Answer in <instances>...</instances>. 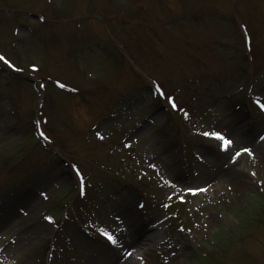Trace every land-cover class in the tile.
I'll return each mask as SVG.
<instances>
[{"label": "rangeland", "instance_id": "rangeland-1", "mask_svg": "<svg viewBox=\"0 0 264 264\" xmlns=\"http://www.w3.org/2000/svg\"><path fill=\"white\" fill-rule=\"evenodd\" d=\"M0 54V264L118 257L98 229L122 244L126 206L159 235L132 264H264V147L241 141L264 133V0H0ZM231 120L221 152L202 133ZM218 155L238 177L213 189Z\"/></svg>", "mask_w": 264, "mask_h": 264}, {"label": "bare ground", "instance_id": "bare-ground-1", "mask_svg": "<svg viewBox=\"0 0 264 264\" xmlns=\"http://www.w3.org/2000/svg\"><path fill=\"white\" fill-rule=\"evenodd\" d=\"M232 114V112H230ZM232 122V123H231ZM231 122H227L225 124V126L221 127L223 128V132L225 134H227V136H233L234 135V139H236L235 135H239L240 133H238L237 131V128L235 127V124H234V121L231 120ZM258 125H255V127H257ZM255 127L251 128V131H253L254 129H256ZM261 127H262V124H261ZM264 127L261 128V131L264 132ZM260 137L264 136V133H260L258 134ZM260 137H253V135H247V136H244L242 138L241 141H244L246 143H248L249 145H251V147H253L255 150H259L261 151V149L264 147V140L260 139ZM221 160H222V156L220 157L218 155L217 158H214L212 160V163L210 164H207L208 166L206 168H204L202 170V176H200V179H201V182L203 183H209L211 186H209V188H212L213 185L218 184V186H214V188L216 187H220L221 186V182H229V181H232V179H235V177H238L237 173H234V170L235 168L232 166H225L223 167V165L221 164ZM257 161H259L257 159ZM262 162L264 161L261 160ZM260 164V163H259ZM222 165V167H221ZM226 165V164H225ZM221 168V169H220ZM47 179V177L42 178V181L44 183V181ZM180 179V178H179ZM181 180V179H180ZM180 182V181H179ZM178 183V182H177ZM207 185V184H206ZM238 188L240 187V184L237 185ZM237 188V187H236ZM241 188V187H240ZM210 190V189H209ZM28 202L30 201L31 203V200L30 199H27ZM25 204V203H24ZM32 204V203H31ZM124 214L123 215V218L125 219V222L127 224V226L130 228V229H127L130 234H128L127 237L124 238V240H121V243L122 244H119L118 247H121L123 245V243H125V247H127V249L125 251H123L122 255H118V257L115 255H108V258L106 257L105 260L102 259L104 256L102 257H99L98 258V263L97 264H132L131 263V257L128 255H125V253H128L129 254V249H131V246H139L140 248H144L145 247V253L146 255L144 256L146 259L147 257L148 258H151L153 259L155 256H152L154 254V246L151 244V242L155 243L157 242V238L159 237V235H157V233H153L151 231L149 232H146L145 233V229L146 227L144 226L145 224H142L141 221H136L137 220V217L135 218V214H133L132 210L130 207L126 206L124 211H123ZM135 213V211H134ZM0 214H3V213H0ZM127 215V216H126ZM2 215H0V218L2 220V222H0V231L4 229V223L7 222V218L4 217ZM157 218V217H155ZM21 220L18 221V223H20V225L18 226L20 228L21 226ZM8 223H10L8 221ZM8 223L6 225H8ZM18 230V228H17ZM38 230V227H34V230H31V232H28V230H26V234H18L16 237L13 238V240L10 242V244L8 245H5L4 248H8L5 249L2 253L4 255H11V254H15V252L20 248H24L26 247L28 244H29V237H32V239L34 237H36V232ZM32 233V234H30ZM122 248V247H121ZM140 248H138L137 250H139ZM123 249L124 248V245H123ZM10 251V252H9ZM144 251L142 250V253ZM99 253L101 254L102 252L99 251ZM116 256V257H115Z\"/></svg>", "mask_w": 264, "mask_h": 264}, {"label": "snow or ice", "instance_id": "snow-or-ice-1", "mask_svg": "<svg viewBox=\"0 0 264 264\" xmlns=\"http://www.w3.org/2000/svg\"><path fill=\"white\" fill-rule=\"evenodd\" d=\"M247 39V38H245ZM0 61H4L5 64H8L9 67H13L9 61H7L3 56H0ZM31 68L35 69V65H30ZM57 85L61 88H63L65 85L61 84L59 81L56 82ZM40 87H44V85H40ZM157 93H160L163 95V93L161 92V89L159 87H157L156 89ZM169 104L175 108L176 105L173 101V98L171 96L167 97ZM256 103V105L258 106L259 110L261 112H264V103H262L260 100H256L254 101ZM37 131L39 132V134L44 137V133L42 131L39 130V128L37 129ZM203 136L205 137H213L217 142V146L219 148V150L221 152H224L226 150H229L231 145L233 144V141L231 139L226 138V134L222 133L220 131H210V132H203L202 133ZM95 135L97 138L99 139H103L102 134L100 131H96ZM45 139H47V137H44ZM260 139L264 140V136L260 137ZM125 147H127V144L125 145ZM241 153L247 154L248 156H252L253 152L250 148L248 147H241L239 148L237 151L235 152H230V158L232 161H235L240 155ZM151 167H154V165H150ZM73 169L76 171V176L81 180V184H83V180H82V176L81 173L79 172L78 169H76V166L73 165ZM253 176L255 175V173H251ZM257 183H260V181H257ZM184 191L195 194L196 192H203L205 191L204 188H197V187H187L184 189ZM81 194H83V187H81ZM43 195V194H42ZM178 199H183L182 197H178ZM45 220H47L49 223L52 222L53 218L51 216H45L44 217ZM98 231L100 232V234L105 238V240L109 243L115 244L116 240L115 238L112 236V234L110 232H108L105 229H98ZM125 255H128V253H125Z\"/></svg>", "mask_w": 264, "mask_h": 264}]
</instances>
